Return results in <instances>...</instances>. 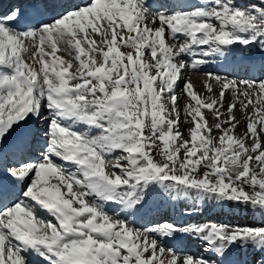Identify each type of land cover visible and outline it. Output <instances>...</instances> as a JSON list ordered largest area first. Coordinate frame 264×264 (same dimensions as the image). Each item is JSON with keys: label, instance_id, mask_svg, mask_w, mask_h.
Returning a JSON list of instances; mask_svg holds the SVG:
<instances>
[{"label": "snow or ice", "instance_id": "snow-or-ice-1", "mask_svg": "<svg viewBox=\"0 0 264 264\" xmlns=\"http://www.w3.org/2000/svg\"><path fill=\"white\" fill-rule=\"evenodd\" d=\"M237 48L258 75L184 80L185 139L178 83ZM261 77L264 0H0V264H264V223L137 225L161 193L264 221Z\"/></svg>", "mask_w": 264, "mask_h": 264}, {"label": "rangeland", "instance_id": "rangeland-1", "mask_svg": "<svg viewBox=\"0 0 264 264\" xmlns=\"http://www.w3.org/2000/svg\"><path fill=\"white\" fill-rule=\"evenodd\" d=\"M168 42L171 43L172 41L169 40ZM122 51L127 52V51H129V49L122 48ZM59 53H61L62 57H64L65 59L66 58L67 59H71V57L68 55V53H66V52H59ZM146 59L150 61V59H151L150 55L147 56ZM213 71H216V70L213 69ZM213 71H206V70L202 69V71L200 72L201 73V77H199V78H201V80L199 78L197 79V81L191 80L192 83H193V86H195L196 89H197V91H196L197 93H201V94L205 93V89H204V86H203V82H204L203 81L204 80L203 72H213ZM195 73H197V72H195ZM195 73H191L190 71H186L184 73V80L190 79L191 76H189V75H194ZM220 73L222 75L230 73V74L235 75L236 78H238V79H251V78H253L255 76V75H251V76L250 75H242V74H240V72L239 73H235V72H229V73L220 72ZM261 78H264V77H261ZM184 80L182 81V84L179 85V87L175 89V92H176V95L178 96V106L181 109V120H182V123L180 125V128H181V131L184 134V138L185 139H190L188 132L185 131V129L187 127H189V125L186 123V121H184V116H183V108H184V106H185V104L187 102V98H186V96L184 95V92H183ZM229 98H230V94H229ZM205 114H206V118L208 120L209 125L213 126L212 135L214 137H218L220 133L217 130L214 129V124L216 123L214 117L212 115L208 114L207 111L205 112ZM236 115H237L238 118L242 119V113L239 110H237ZM245 128H246V125L242 122L234 130V133L236 135H238V136L239 135H243V133L245 132ZM153 155H154V158L157 161H162L163 158L160 156L158 149L153 153ZM161 198H164V200H160ZM194 199L195 198H193V197H189V198H179V199H176V200H172V199L164 196L161 193L159 196H156V197H154L151 200L153 202L159 200L158 203L160 201H162L160 203V207H163L161 212H158V210H156L157 213H155L154 215L153 214L148 215V211L141 212L138 215V217H137V225L138 226L139 225L149 226V225L154 224V223H163L164 221H169V222H173L174 223L173 218L169 217V214L171 212L170 210L172 208L177 210V209H179L181 207H184V206H187V208H189L190 206L193 207V204H198V205L199 204L200 205L204 204V208H205V210L207 212V210L212 209L213 206H218L219 207V205L217 203H215V202L202 201V202H198L197 203ZM148 206L149 205H147L146 207H148ZM108 209L111 212L113 209H115V205H109ZM116 210L119 211V209H116ZM214 212H216L217 214L216 213L214 214ZM182 213L186 214L187 213V209L184 208ZM182 213L180 215H182ZM42 215H44V214L42 213ZM178 215H179V213H178ZM44 218L47 219L48 217L44 216ZM183 220H184V218H183ZM183 220H181V221H183ZM190 222H192V221L189 220L187 222H177V223L183 225V224H187V223H190ZM195 222L196 221H194V223ZM197 222L198 223L216 222V223H223V224H230V225H236V224L244 225V224H248V225H251V226H256V225H259L261 223H264V221H262L260 217L253 215L251 213V211L248 210L247 208H245L244 206H242V205L238 206V205H233V204H225L220 211H211L210 214H208L207 216L200 217ZM199 247L200 248L197 247L198 249L197 248L196 249H197V253L199 251L200 253H198V254L201 255L203 253V251H204V249H201L203 247V245H200ZM247 253H249V252H247ZM192 254H193V252H192ZM250 255H251V253L248 254V256H250Z\"/></svg>", "mask_w": 264, "mask_h": 264}, {"label": "bare ground", "instance_id": "bare-ground-1", "mask_svg": "<svg viewBox=\"0 0 264 264\" xmlns=\"http://www.w3.org/2000/svg\"><path fill=\"white\" fill-rule=\"evenodd\" d=\"M71 2L72 3H74V4H83V0H71ZM97 39H99L98 37H97ZM239 48H237V49H235L234 50V53H233V55L231 56V57H229V59L227 60V61H225V60H222V59H219V58H217V59H214V60H212V62L211 63H209V64H207V65H205L204 67H203V69L204 70H206V71H213V69L214 70H216L217 72H224V73H226L227 71H229L230 70V68L229 67H226V66H224V64H229L228 62L229 61H231L232 59H234L235 57L236 58H239V57H241V54L242 53H238L237 52V50H238ZM235 53H238V54H235ZM59 55H61L62 56V54L61 53H58ZM251 54H252V57H254L256 60H257V62H259V59H260V56H261V54L258 52V50L257 49H255V48H253V49H250V50H248L247 51V53H245V56H247V55H250L251 56ZM236 55V56H235ZM233 56H235V57H233ZM64 58V57H63ZM67 59V58H66ZM207 67V68H206ZM191 73H195V72H191ZM257 74V73H256ZM189 76H191V80H194V81H197V79L199 78V77H201V73L199 72H197V73H195L194 75H189ZM200 80H201V78H199ZM184 80V78L178 83V85H177V87L176 88H178L179 87V85H181L182 84V81ZM203 80V79H202ZM204 81V80H203ZM197 85V84H196ZM194 89H195V91H197V89H196V87L194 86ZM201 92V91H200ZM46 114V113H45ZM41 127H44V125H41ZM12 140V137H9L8 138V140L7 141H5V145L7 146V144L10 142ZM37 153V152H36ZM35 153V154H36ZM35 156H38V155H35ZM35 156L33 157V158H35ZM160 200H164V198H161ZM167 200V199H166ZM158 201L159 200H157V201H150V203L148 204L149 206L148 207H146L143 211H148V215H150V214H155V213H157L156 212V210H158V212H161V210H162V208L163 207H160V203L162 202V201H160L159 203H158ZM158 203V204H157ZM158 206H157V205ZM170 205V204H169ZM200 206H201V210H199V212L198 213H192L194 210H196V209H198V208H200ZM198 207V208H197ZM187 209V213H191L190 215H188V214H182V215H184L183 217H182V219L181 220H183V218H184V220L183 221H180V222H187V221H189V220H196V222L195 223H198L197 221L199 220V218L200 217H203V216H207L208 214H204L203 213V211L205 210V208H204V204H199V206H193V207H189V208H186ZM142 211V212H143ZM204 212H206V210L204 211ZM216 212H214V214H215ZM44 214V216H46L47 217V215L45 214V213H43ZM179 214H180V212H179ZM217 214V213H216ZM194 222V221H193ZM200 240H197V239H194V238H192V237H190V236H178L176 239H174V240H171V241H168V244L170 245V246H174V247H176L178 250H184V251H188V252H193V254H196V255H200V254H198L197 253V249L195 248V246H194V244H196L197 242H199ZM202 243V242H201ZM249 253H245V251L244 250H239V255H240V257L243 259V258H245L246 256H248V254H250L251 253V251H248ZM201 255H207L205 252H203Z\"/></svg>", "mask_w": 264, "mask_h": 264}]
</instances>
